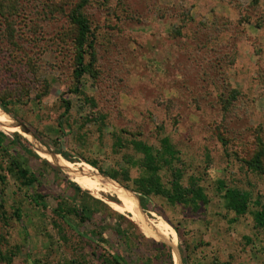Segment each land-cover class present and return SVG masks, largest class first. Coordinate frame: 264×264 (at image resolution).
<instances>
[{
    "label": "rangeland",
    "instance_id": "rangeland-1",
    "mask_svg": "<svg viewBox=\"0 0 264 264\" xmlns=\"http://www.w3.org/2000/svg\"><path fill=\"white\" fill-rule=\"evenodd\" d=\"M79 13L94 44L86 49L90 71L78 83L80 32L73 18ZM0 100L72 161L60 156L63 160L92 161L105 173L126 170L130 181L124 183L131 188L144 175L143 155L132 142L159 148L167 136L180 152L175 167L184 185L196 178L210 200L194 210L149 195L145 210L134 192L128 198L93 167L112 191L96 188L97 197L88 192L114 211L89 201L94 213L89 222L61 219L54 213L58 194L74 193L67 181L53 191L22 187L7 171L14 151L0 152V213H7L0 220L1 249L15 253L13 264H103L105 245L133 264H171L169 246L117 210L119 198L134 206L138 201L148 218L164 220L161 213L188 264H264V236L253 216L258 207L252 204L238 216L217 192L218 181H224L264 200V161L260 172L251 166L254 154L264 150V0H0ZM0 128L19 134L1 120ZM39 157L61 168L60 180L67 176L77 185L60 165ZM52 176H47L51 185ZM158 176L169 188L173 172L164 168ZM38 192L47 207L32 201Z\"/></svg>",
    "mask_w": 264,
    "mask_h": 264
},
{
    "label": "trees",
    "instance_id": "trees-1",
    "mask_svg": "<svg viewBox=\"0 0 264 264\" xmlns=\"http://www.w3.org/2000/svg\"><path fill=\"white\" fill-rule=\"evenodd\" d=\"M76 9L78 10L79 6ZM73 22L80 32L79 51L76 56V68L74 70V77L79 83L83 76L90 71L91 65L88 66V64H86V51L93 47L94 38L92 37L93 34L91 32L89 23L85 17L80 15V13L74 15ZM75 90L76 93L79 92L78 88ZM0 109L30 129L24 120L19 118L12 110H10L9 102L0 100ZM0 120L3 123H8L1 118ZM31 131L37 140H39L42 144H45L50 150H53L50 146L43 142L42 138L39 137L36 132L33 130ZM10 137H13L11 141ZM21 140L22 138L19 134H9L0 128V152L8 154L10 149L14 151L11 162L7 167V171L15 176L16 180L22 187L33 188L36 186L38 189L45 188L53 191L54 186L57 184L62 186L64 184V180L67 181L68 185L74 190L73 195L70 194L64 196L63 194H58V203L54 210L56 216L61 219L74 216L76 218L78 217L80 223L89 222L92 215L94 214L91 207L87 205L89 201L97 202L103 205L105 208L107 207L113 210L107 204H102L101 201L93 198L88 191L82 190L75 183L71 182L67 176H63V179L60 180L61 178L59 175H62L63 173L61 172L60 168L54 167L48 161L39 157L33 149H28L24 144H22ZM132 146L137 152L143 155V163H141V166H143L144 169V175L134 181V188H131L124 183L130 181L128 171L123 170L121 173H105L97 163L88 160H84V162L97 169L102 176L109 177L111 178L110 180L113 179V181L115 180V182L117 181L122 185H125L132 191L131 192L126 189L129 193L132 194L134 192L141 200V205L145 210H147V208L144 200L149 197V195L161 196L170 204H183L186 206H192L194 210L200 209L201 205L209 204L210 200L208 195L206 194L205 189L197 183L196 178H191L190 183L188 185H184L182 181L183 173L181 170L175 167V164L180 161V152L174 148L167 136L161 139L159 148L147 145L142 141H134L132 142ZM13 147H16L17 150L12 149ZM53 151L64 159L70 162L72 161L71 158H69V156H67L65 153L56 150ZM33 159L35 160V165L30 163ZM263 161L264 150L254 154L251 162V166L254 171L260 172L263 170ZM133 165L135 166V163H133ZM164 168H168L173 172L174 179L169 188H166L163 185L160 177L158 176L159 171L163 170ZM49 174L54 175L52 176L54 179L52 185L49 184L47 180V176ZM122 179L124 181H122ZM2 181V183H6V179L4 177H2ZM217 192L222 195L226 209L228 211L234 212L238 216H244L249 213L252 204L257 206L258 210L253 214L254 222L256 227L262 230L264 236V200L259 197L254 200L252 194L249 191H243L239 188L229 187L224 181H218ZM2 195L3 194L0 191V210H2L4 206V198ZM45 198L46 197L44 195L38 192L34 193L31 199L34 203L42 205L43 207H47ZM136 203L140 207L139 202L136 201ZM158 216L163 217V219L168 223L161 213L158 212ZM14 217H16L18 221L22 220L21 213L18 210L14 211ZM2 219L7 220V213L3 212V214L0 215V220ZM57 227L59 226L57 225ZM137 228L143 235H147V233L142 231L138 226ZM175 230L177 231V228H175ZM99 237L100 235L98 238ZM98 238H93V242L99 248L101 247L102 242ZM3 242L4 237L0 233V264H13L15 253L11 250L4 252L1 249ZM125 243L126 247L129 249L131 247L130 242L125 240ZM159 243H161L165 249L168 248V246L162 241H159ZM101 249L105 250V253L101 255L103 264H133V261L129 260L128 255H126L124 252H111L106 245ZM167 258L168 261L173 264L172 254L170 251L167 254ZM182 261L184 264H188L187 259L184 256L182 257ZM25 264H42V262L39 260H29L25 262Z\"/></svg>",
    "mask_w": 264,
    "mask_h": 264
},
{
    "label": "bare ground",
    "instance_id": "bare-ground-1",
    "mask_svg": "<svg viewBox=\"0 0 264 264\" xmlns=\"http://www.w3.org/2000/svg\"><path fill=\"white\" fill-rule=\"evenodd\" d=\"M0 116L3 117L8 122L7 124L11 126L14 130H16L19 134L25 136L43 158L51 159L53 162L60 165L62 169L64 168L66 171L64 172L67 173V175L74 177L77 185L82 190L89 191L95 197L99 196L98 193L95 192L96 188H101L105 192L112 191V186L104 178L101 177L102 175L99 172L97 174L92 166L87 163L72 165L68 161L63 160L60 155L53 153L49 149L42 146L30 131H28L13 117H11L9 114H6V112L1 109ZM110 181L117 184L119 188H122L127 194V197L129 198V195H131V193H129L122 186H120L117 182L113 180ZM119 201L120 202L118 204L114 203V206L117 210L131 214L143 225H147L149 229L153 230L154 235L155 237H157V239H161L163 243L169 246L172 254L173 264H183L182 256L177 243V234L166 221L156 216H152L153 219L146 217L145 212L142 211V208L137 205L135 200L134 201L137 207L122 201L120 198Z\"/></svg>",
    "mask_w": 264,
    "mask_h": 264
},
{
    "label": "water",
    "instance_id": "water-1",
    "mask_svg": "<svg viewBox=\"0 0 264 264\" xmlns=\"http://www.w3.org/2000/svg\"><path fill=\"white\" fill-rule=\"evenodd\" d=\"M7 114V113H6ZM16 120V119H15ZM17 121V120H16ZM17 122H19V121H17ZM22 126H24L28 131H30L31 132V130L30 129H28L24 124H22L21 122H19ZM33 134V133H32ZM33 136H34V134H33ZM35 137V136H34ZM37 140V139H36ZM39 143H40V141L39 140H37ZM41 145H42V143H40ZM43 146V145H42ZM45 147V146H44ZM46 148V147H45ZM109 178V177H108ZM109 179H111V178H109ZM113 180V179H112ZM115 181V180H114ZM117 182V181H116ZM120 186H122L123 188H125V186L124 185H122L121 183H119V182H117ZM125 189H127V188H125ZM127 190H129V189H127ZM129 191H131V190H129ZM132 192V191H131ZM139 198V197H138ZM143 208V207H142ZM144 210V209H143Z\"/></svg>",
    "mask_w": 264,
    "mask_h": 264
}]
</instances>
